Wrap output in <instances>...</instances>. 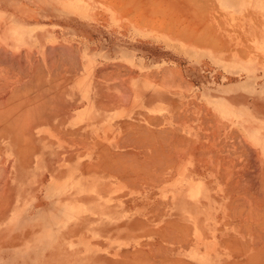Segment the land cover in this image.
<instances>
[{
    "label": "crops",
    "instance_id": "1",
    "mask_svg": "<svg viewBox=\"0 0 264 264\" xmlns=\"http://www.w3.org/2000/svg\"><path fill=\"white\" fill-rule=\"evenodd\" d=\"M227 2L196 0L200 6L193 7L183 0H0L6 108L0 107L7 111L0 114L20 106L25 119L22 125L14 121L19 110L8 113L12 120L6 114L10 121L0 116L8 122L0 127V222L7 240L0 252H8L9 264H43L42 257L29 261L28 220L42 217L50 209L45 200L61 189L55 203L67 206L72 226L80 217L90 223L112 213L120 222L164 224L155 238L180 240L182 264L264 260V0H241L238 7ZM26 119L29 126H23ZM155 147L160 155L151 152ZM138 165L150 172L140 173ZM28 201L29 213L17 216V206ZM51 218L58 225V214ZM160 247H153L154 255L160 252L154 261L171 264L172 248ZM136 252L141 248L133 247Z\"/></svg>",
    "mask_w": 264,
    "mask_h": 264
},
{
    "label": "rangeland",
    "instance_id": "2",
    "mask_svg": "<svg viewBox=\"0 0 264 264\" xmlns=\"http://www.w3.org/2000/svg\"><path fill=\"white\" fill-rule=\"evenodd\" d=\"M183 2H186L189 4V6L193 7H199L200 5L196 3V0H183ZM239 2V3H238ZM228 6L232 7H238L241 3V0H228ZM253 21H259L255 19L254 17H251ZM0 96V99L4 100L5 98ZM0 100V101H2ZM5 102V100L3 101ZM0 105H2V103ZM19 190H17L18 192ZM64 192V189L60 190L50 201L45 200V203L43 205H48L50 208L46 213H43L42 217L39 215H36L35 217H32L33 219L28 220V232H27V239L26 245L28 247L29 251V257H32L33 260H29L32 262H36L34 260L35 258H43V264L48 263V258L46 259L42 252L40 251L39 247H36L33 242H36L35 236H31L33 233H37V228L34 226L39 224L40 222L43 223L44 226V233L46 230L48 232L55 230H59V232L63 231L66 227H69L68 230L64 233V238H70L75 241H78L80 243V246H76V254H78L77 259L74 262H71L70 264H130L131 262H135V259H138L143 256V258H140L136 260V262L141 261L142 259L145 260L146 257H148L144 262H149V257L151 258L152 264H157L154 259L158 258V255H154L153 247L158 246H168L172 248V263L171 264H182L180 262V255H176V251L179 250L180 246V240L178 239H172L169 238L165 240L164 242H159L158 239L155 238V232L158 230H162L164 224H158L153 222H144V223H131V222H120L116 221V217L112 213H108L106 217H103L106 221H92L88 223L87 221L84 222L83 217H80L82 222L75 223V225L72 226V224H68L69 220V214H67V206H56L57 198L60 194ZM5 193V192H4ZM31 194V193H28ZM35 194V193H33ZM17 197V196H15ZM35 197V195H34ZM36 199V198H35ZM4 207H3V213H5L9 207V198L8 196H4ZM37 203V201L35 200ZM26 204V211L24 208V205ZM32 206V201H28L27 203H21V205L17 206L20 207L17 208V216L23 218L26 217V213H29ZM131 209V208H129ZM9 211V209H8ZM8 213V212H7ZM45 214V215H44ZM54 216V220L56 215L58 214L59 222L58 225H56L54 222H52L51 216ZM3 218V216H2ZM126 218V216H125ZM1 219V216H0ZM39 219L38 223L34 222L33 220ZM116 221L112 222L110 221ZM2 220V219H1ZM102 222V223H98ZM110 223V224H108ZM84 224V226H83ZM88 226H86V225ZM95 225H98L96 227ZM172 229L177 228L178 224H172ZM4 223L0 222V244H5L7 240L2 239V233L4 232ZM152 230V231H151ZM72 237V238H71ZM3 242H2V240ZM53 240V239H52ZM58 241V239H56ZM93 240V241H92ZM170 241V242H169ZM175 243V244H174ZM185 243V241H184ZM83 244V245H82ZM84 244H88V249L84 246ZM30 245V246H29ZM82 245V246H81ZM133 247L134 249H137L138 247L141 248V252H147L146 253H140L139 254H133ZM176 249V250H175ZM80 250V251H79ZM33 252H37V255ZM150 252V254H148ZM8 252H0V264H9L7 261V254ZM32 253V255H31ZM83 255H82V254ZM84 253H87L88 257L84 255ZM36 255V256H35ZM133 255V256H132ZM136 255L138 257H136ZM146 257H145V256ZM154 255V257L152 256ZM134 256L136 258H134ZM80 258V259H79ZM148 260V261H147ZM153 260V262H152ZM178 260V261H177ZM175 261V262H174ZM130 262V263H128ZM138 262L136 264H138ZM143 263V262H142ZM139 262V264H142ZM147 263V264H151ZM32 264V263H29ZM134 264V263H133Z\"/></svg>",
    "mask_w": 264,
    "mask_h": 264
},
{
    "label": "bare ground",
    "instance_id": "3",
    "mask_svg": "<svg viewBox=\"0 0 264 264\" xmlns=\"http://www.w3.org/2000/svg\"><path fill=\"white\" fill-rule=\"evenodd\" d=\"M143 1H145V0H143ZM163 3H164V2H163ZM131 4H132V3H131ZM170 6H171V5H170ZM35 9H36V8H35ZM183 14H184V13H183ZM172 19H173V18H172ZM176 25H177V24H176ZM59 50H60V49H59ZM21 52H22V51H21ZM49 52H50V51H49ZM74 52H75V51H74ZM69 53H70V52H69ZM7 54H8V53H7ZM2 55H3V54H2ZM11 55H12V54H11ZM7 56H8V55H7ZM50 56H51V55H50ZM57 56H61V54H60V55H57ZM57 56H56V57H57ZM72 56H73V55H72ZM8 57H9V56H8ZM12 57H13V56H12ZM15 57H16V56H15ZM19 57H20V56H19ZM22 57H23V55H22ZM48 57H49V56H48ZM0 58H1V57H0ZM3 58L6 59L7 57H5V55H4ZM53 58H54V57H53ZM7 59L9 60V58H7ZM10 59H11V57H10ZM16 59H17V57H16ZM58 59H59V58H58ZM61 59H62V58H61ZM67 59H68V58H67ZM17 60H18V59H17ZM30 60H31V59H30ZM38 60H39V59H38ZM48 60H49V59H48ZM51 60H52V59H51ZM54 60H55V59H54ZM1 61H3V59H1L0 62H1ZM5 61H7V60H5ZM12 61H13V60H12ZM24 61H25V59H24ZM49 61H50V60H49ZM62 61H63V60H62ZM68 61H70V60H68ZM68 61H66V62L68 63ZM7 62H8V61H7ZM7 62H5V64H7ZM9 62H10V61H9ZM17 62H18V61H17ZM17 62H15L16 65H19V62H20V61H19L18 63H17ZM58 62L60 63V61H58ZM63 62H65V61H63ZM3 63H4V61H3ZM12 63H13V62H12ZM36 63H37V62H36ZM36 63H35V64H36ZM54 63H55V61H54ZM21 64H22V63H21ZM27 64H28V63H27ZM27 64H26V65H27ZM35 64H34V66H35ZM40 64H41V63H40ZM50 64H51V63H50ZM10 65H11V64H10ZM14 65H15V64H14ZM22 65H24V64H22ZM22 65H21V67H22ZM41 65H42V64H41ZM52 65H53V64H52ZM66 65H67V64H66ZM71 65H73V63H72ZM71 65H70V66H71ZM24 66H25V65H24ZM27 66H28V65H27ZM34 66H33V67H34ZM38 66H39V65H38ZM38 66H35V67L37 68ZM61 66H62V65H61ZM70 66H68V67L70 68ZM10 67H11V66H10ZM39 67H40V66H39ZM42 67H43V66H42ZM48 67L50 68L49 65H48ZM48 67H47V68H48ZM56 67H57V66H56ZM64 67H66V66H64ZM68 67H67V68H68ZM17 68H18V67H17ZM23 68H24V67H23ZM59 68H62V67H59ZM6 69H7V67H6ZM18 69H19V68H18ZM24 69H25V68H24ZM26 69H27V68H26ZM33 69H34V68H33ZM38 69H39V68H38ZM42 69H44V68H42ZM64 69H65V68H64ZM10 70H11V69H10ZM14 70H15V69H14ZM14 70H12V71H14ZM56 70H57V69H56ZM72 70H73V69H72ZM20 71H22V70H20ZM24 71H25V70H24ZM32 71H33V70H32ZM32 71H31V72H32ZM37 71H39V70H37ZM41 71H43V70H41ZM41 71H40V72H41ZM54 71H55V69H53V72H54ZM62 71H63V70H62ZM68 71H69V70H68ZM70 71H71V70H70ZM35 72H36V71H35ZM35 72H34V73H35ZM50 72H51V71H50ZM58 72H60V71H58ZM71 72H72V71H71ZM15 73H16V72H15ZM26 73H27V72H26ZM32 73H33V72H32ZM37 73H38V72H37ZM42 73H43V72H42ZM42 73H40V74H42ZM48 73H49V72H48ZM43 74H44V73H43ZM49 74H50V73H49ZM29 75H30V73H29ZM35 75H36V74H34V76H35ZM54 75H55V74H54ZM59 75H60V74H59ZM6 76H7V75H6ZM8 76H9V75H8ZM30 76H31V75H30ZM43 76L45 77L46 75L44 74ZM32 77H33V76H31V78H32ZM44 77H43V78H44ZM52 77H53V76H52ZM1 78H2V77H1ZM1 78H0V80H1ZM7 78L10 80L9 77H7ZM16 78H17V77H16ZM16 78H15V79H16ZM22 78H23V77H22ZM36 78H37V77H36ZM8 79H7V81H8ZM18 79H19V78H18ZM20 79H21V78H20ZM32 79H33V78H32ZM40 79H41V78H40ZM40 79H38V81H39ZM50 79L52 80V78H50ZM3 80H4V79H3ZM28 80H29V79H28ZM28 80H27V82H28ZM30 80H31V79H30ZM30 80H29V82H30ZM36 80H37V79H36ZM36 80H35V81H36ZM41 80H43V79H41ZM18 81H19V80H17V82H18ZM33 81H34V79H33ZM33 81L31 80V82H33ZM8 82H9V81H8ZM8 82H7V83H8ZM39 82H40V81H39ZM49 82H50V81H49ZM57 82H58V81H57ZM5 83H6V82H5ZM25 83H26V82H25ZM36 83H38V82H36ZM52 83H53V82H52ZM59 83H61L60 80H59ZM33 84H34V83H33ZM54 84H55V83H54ZM61 84H62V83H61ZM123 84H124V83H123ZM22 85H23V84H22ZM25 85H26V84H25ZM28 85H29V84H28ZM35 85H36V84H35ZM32 86H34V85H32ZM32 86H29L27 89H29V88L32 87ZM36 86H37V85H36ZM51 86H52V85H51ZM2 87H3V86H2ZM7 87H8V86H7ZM60 87H61V86H60ZM60 87H59V88H60ZM0 88H1V87H0ZM17 88H19V87H17ZM23 88H25V87H23ZM43 88H44V87H43ZM43 88H42V90H43ZM124 88H125V87H124ZM1 89H2V88H1ZM6 89H7V88H6ZM32 89H33V88H32ZM34 89H36V88L34 87ZM34 89H33V90H34ZM48 89H49V88H48ZM126 89H127V88H125V90H126ZM21 90H22V89H21ZM30 90H31V89H30ZM30 90H29V91H30ZM46 90H47V89H46ZM49 90H51V89H49ZM127 90H128V89H127ZM0 91H1V90H0ZM3 91H5V90L2 89V91H1L0 93H2ZM12 91H13V90H12ZM14 91H15V90H14ZM22 91H23V92H22ZM22 91H21L20 93H18L19 91H17L18 95H21V96H22V93H24V90H22ZM128 91H129V90H128ZM31 92H32V91H31ZM31 92H30V93H31ZM48 92L51 93L52 91H48ZM48 92L46 91V93H48ZM28 93H29V92H28ZM28 93H27V94H28ZM30 93H29V94H30ZM38 93L41 94L40 91H39ZM43 93H45V92H43ZM3 94H5V93H3ZM11 94H12V93H11ZM15 94H16V92H15ZM34 94H35V93H34ZM53 94H54V93H53ZM38 95H39V94H38ZM51 95H52V94H51ZM0 96H1V95H0ZM16 96H17V95H16ZM21 96H20V97L17 96V97L21 98ZM35 96H37V95H35ZM48 96H49V95H48ZM57 96H58V95H57ZM26 97H27V96H26ZM37 97H38L39 99H36V100H37V101H38V100L41 101V99H40L41 96H40V97L37 96ZM10 98H11V97H10ZM12 98H14V97H12ZM33 98H34V97H33ZM45 98H48V97L45 96ZM5 99H6V98H5ZM26 99H27V98H26ZM52 99H53V98H52ZM0 100H2V99H0ZM10 100H11V99H10ZM14 100H15V99H14ZM27 100H28V99H27ZM27 100H26V101H27ZM31 100H32V99L30 98L29 101H31ZM36 100L33 99V102L36 101ZM43 100L45 101V99H43ZM3 101H4V100H2L1 102H3ZM8 101H9V99H8ZM11 101H12V100H11ZM15 101H16V100H15ZM22 101H24V100L22 99ZM22 101H21V99H20L18 104H20V102H22ZM37 101H36V102H37ZM48 101H49V100H48ZM50 101H51V98H50ZM1 102H0V104H1ZM17 102H18V101H17ZM17 102H15V103H17ZM36 102H34V103H36ZM42 102H43V101H42ZM3 103H4V102H3ZM3 103H2V105H3ZM6 103H7V102H6ZM29 103H30V102H28V104H29ZM37 103H38V102H37ZM39 103H41V102H39ZM39 103H38V104H39ZM46 103H47V102H45V104H46ZM53 103H54V102H53ZM53 103L50 102V104H53ZM23 104H24V105H23ZM23 104H22L23 106H26V105H25L26 103H23ZM28 104H27V105H28ZM45 104H44V105H45ZM47 104H48V103H47ZM47 104H46V107H44V110H46L47 107H48V110H49V106H48L49 104H48V105H47ZM16 105H17V104H16ZM16 105L13 103V109H14V106H16ZM20 105H21V104H20ZM3 106H4V105H3ZM7 106H8V105H7ZM11 106H12V102H11ZM11 106H10V107H11ZM18 106H19V105H18ZM29 106H32V105H29ZM33 106H36V104H35V105L33 104ZM1 107H2V106H1ZM1 107H0V112H2V113L7 112V111H4V112H3V110L1 111ZM4 107L6 108V105H5ZM8 107H9V106H8ZM10 107H9V109H10ZM26 107H27V106H26ZM39 107H40V106H39ZM16 108H17V106H16ZM16 108H15L14 110H11V109H10V111H12V112L14 113V112L16 111ZM20 108H21V107L19 106L18 109H17V111L19 110V112H21V113H19V112H18V113H14V116H15V114H17L18 117L20 116V115H18V114H21V115H22V111H20V110H22V109H20ZM31 108H33V107H31ZM31 108L28 107L27 110L30 109V110L33 111V109H31ZM37 108H38V107H37ZM37 108L35 107L34 110H37ZM45 108H46V109H45ZM60 108H61V107H60ZM2 109H3V108H2ZM9 109H7V110H9ZM23 109L26 110L24 107H23ZM42 109H43V107H42ZM51 109H52V108H51ZM4 110H5V109H4ZM44 110H43V111H44ZM10 111L8 112L9 114H10ZM17 111H16V112H17ZM32 111H30V112L32 113ZM50 111H53V110H50ZM54 111H55V110H54ZM34 112H36V111H34ZM34 112H33L32 114H34ZM46 112H49V111L46 110ZM8 113L2 114V115L0 114V116H2V117H6V118H7V115H6V114H8ZM25 113H26V112H25ZM28 113H29V111H28ZM31 113H30V114H31ZM9 114H8V115H9ZM30 114H29V116H30ZM35 114H37V113H35ZM48 114H49V113H48ZM10 115L13 116L12 113H11ZM10 115H9V117L11 118ZM25 116L28 117L27 113H26ZM31 116H33V118H34V115H31ZM2 117H0V118H1V121H0V127H1L2 123H4V124H7V123H8V122L5 123L4 121L6 120V118H2ZM18 117H15V119H14V117H13V119H14V121H17V122L21 123V125H22L23 120H25V119H23V118H24V115H23V117L20 116V117H22V119L19 117V119H20L19 121L17 120ZM36 117H38V116L35 115V118H36ZM39 117H40V116H39ZM41 117H42V116H41ZM28 118H32V117H28ZM33 118H32L31 120H33ZM40 119L43 120L42 118H40ZM3 120H4V121H3ZM7 120L10 121V119H8V118H7ZM7 120H6V121H7ZM11 120H12V118H11ZM34 120H35V119H34ZM2 121H3V122H2ZM21 121H22V122H21ZM26 121H27V119H26ZM28 121H29V120H28ZM28 121H27L26 123H23V126H24V124H25V125H26V124L28 125ZM1 122H2V123H1ZM10 123H12V124H11V126H12L11 129H13V125H14V123H13V122H10ZM4 124H3V125H4ZM3 125H2V126H3ZM18 125L20 126V124H18ZM5 126H6V125H4V127H5ZM16 126H17V124H16ZM28 126H29V125H28ZM134 126H135V125H134ZM26 127H27V126H26ZM8 128H9V130H11L10 127H9V125H8ZM17 128H18V127H17ZM24 128H25V127H24ZM21 129H23V127H21ZM142 129H143V128H142ZM9 130H8V131H9ZM15 130H17V129H15ZM15 130H14V131H15ZM18 130H20V129H18ZM138 130H139V129H138ZM0 131H1V130H0ZM14 131H12L11 133L14 134V133L16 132V131H15V132H14ZM142 131H143V130H142ZM146 131H147V130H145V132H146ZM149 131H150V129H149ZM17 132H18V131H17ZM145 132H144V133H145ZM147 132H148V131H147ZM2 133H3V132H2ZM18 133H19V132H18ZM127 133H128V132H127ZM15 134H16V133H15ZM58 134H59V133H58ZM17 135H18V134H17ZM62 135H63V134H62ZM107 135H108V134H107ZM143 135H147V134H143ZM149 135H150V137H151V134H149ZM4 136H5V135H4ZM165 136H167V135H165ZM17 137H20V136H17ZM23 137H24V136H23ZM63 137H64V136H63ZM107 137H108V136H107ZM126 137H127V136H126ZM142 137H144V136H141V138H142ZM146 137H147V136H146ZM158 137H159V135H158ZM158 137H157V138H158ZM21 138H22V137H21ZM124 138H125V135H124ZM163 138H164V137H163ZM163 138H162V139H163ZM165 138H166V137H165ZM144 139H145V138H144ZM147 139H148V138H147ZM149 139H151V138H149ZM126 140H127V139H126ZM134 140H135V139H134ZM151 140H152V139H151ZM151 140H150V142H151ZM168 140H169V138H168ZM168 140H167V141H168ZM170 140H171V139H170ZM170 140H169V141H170ZM121 141H122V143H123V139H122V138H121ZM146 141H149V140H145V142H146ZM160 141H161V140H160ZM167 141H164V142H167ZM186 141H187V140H186ZM18 142H20V141H17V143H18ZM24 142H25V141H24ZM67 142H69V141H67ZM78 142H80V141H78ZM83 142H84V141H83ZM95 142H96V141H95ZM119 142H120V141H119ZM131 142H132V141H130V143H131ZM133 142H134V141H133ZM137 142H138V141H137ZM137 142H135L134 144H137ZM140 142L142 143V141H139V143H140ZM158 142H159V141H158ZM21 143H22V142H21ZM81 143H82V142H81ZM87 143H88V142H87ZM98 143H99V142H98ZM130 143H129V144H130ZM139 143H138V144H139ZM148 143H149V142H148ZM151 143L154 144L153 142H151ZM151 143H150V145H149L150 148H151V145H152ZM160 143H161V142H160ZM162 143H163V142H162ZM169 143H170V142H169ZM186 143H187V142H186ZM76 144H77V143H76ZM124 144H125V143H124ZM126 144H127V143H126ZM126 144H125V145H126ZM131 144H132V143H131ZM134 144H133V145H134ZM142 144H144V142H143ZM145 144H146V143H145ZM170 144H171V143H170ZM180 144H181V143H180ZM20 145H22V144H20ZM30 145H31V144H30ZM96 145H100V143H99V144L96 143ZM119 145H120V143H119ZM127 145H128V144H127ZM127 145H126V146H127ZM165 145H166V144H165ZM168 145H169V144H168ZM174 145H175V144H174ZM174 145H173V146H174ZM202 145L204 146V144H202ZM24 146H25V145H24ZM24 146H23V147H24ZM104 146H105V145H104ZM104 146H103V147H104ZM121 146H123V144L120 145V147H121ZM126 146H125V147H126ZM138 146H139V145H138ZM153 146H154V145H153ZM170 146H171V145H170ZM170 146H169V147H170ZM85 147H86V146H85ZM118 147H119V146H118ZM123 147H124V146H123ZM139 147H140V146H139ZM143 147H145V146H143ZM147 147H148V146H147ZM163 147H165V146H163ZM190 147L192 148V146H190ZM18 148H20V147H18ZM26 148H27V147H26ZM105 148H106V147H105ZM141 148H142V147H141ZM145 148H146V147H145ZM148 148H149V147H148ZM156 148H157V147H155V149L152 148V149H154V151H151V152H154L153 154H157V153H159V152H158L159 150L157 151ZM160 148H162V147H160ZM188 148H189V147H188ZM191 148H190V149H191ZM152 149H151V150H152ZM167 149H168V148H167ZM18 150H19V149H18ZM105 150H106V149H105ZM105 150H103V152H104ZM155 150L157 151V153H155V152H156ZM162 150H163V149H162ZM175 150H176V148H175ZM204 150H205V149H204ZM208 150H210V149H207V151H208ZM5 151H6V150H5ZM16 151H17V149H16ZM23 151H24V150H23ZM101 151H102V150H101ZM130 151H131V150H130ZM172 151H173V149H172ZM172 151H171V152H172ZM177 151H178V149H177ZM188 151H189V150H188ZM192 151H193V150H192ZM142 152H144V151H142ZM142 152H141V153H142ZM151 152H150V153H151ZM160 152H161V151H160ZM162 152H163V151H162ZM162 152H161V154H162ZM168 152H169V151H168ZM175 152H176V151H175ZM175 152H174L173 154H174L175 156H177V155L175 154ZM90 153H91V152H90ZM104 153H105V152H104ZM108 153H109V152H108ZM121 153H122V152H121ZM130 153H131V152H130ZM135 153H136V152H135ZM145 153H146V151H145ZM1 154H2V153H1ZM117 154H118V153H116L115 155H117ZM119 154H120V153H119ZM119 154H118V155H119ZM132 154H133V153H132ZM132 154H131V155H132ZM151 154H152V153H151ZM163 154H164V153H163ZM170 154H171V153H170ZM173 154H172V155H173ZM180 154H181V153H180ZM213 154H214V153H212V156H213ZM104 155H105V154H104ZM126 155H127V154H126ZM146 155H147V154H146ZM146 155H144V156H146ZM159 155H160V153H159ZM165 155H166V153H165ZM183 155H184V154H183ZM200 155H201V154H200ZM208 155H209V153H208ZM214 155H215V154H214ZM127 156H128V155H127ZM127 156H125V157H127ZM149 156H150V155H149ZM163 156H164V155H163ZM167 156H168V155H167ZM167 156H166V157H167ZM169 156H171V155H169ZM175 156H174V159L176 158ZM196 156H197V155H196ZM196 156H195V157H196ZM203 156H204V155H203ZM0 157L2 158V156H0ZM102 157H103V156H102ZM109 157H110V155H109ZM109 157L106 156V158H109ZM116 157H117V156H116ZM133 157H134V156H133ZM152 157H157V158H158L159 156H154V155H153ZM177 157H178V156H177ZM103 158L105 159V156H104ZM110 158H111V157H110ZM117 158H118V157H117ZM135 158H136V155H135ZM150 158H151V156H150ZM160 158H161V156H160ZM160 158H159V159H160ZM162 158H163V157H162ZM167 158H168V157H167ZM171 158L173 159V157H171ZM201 158H202V156H201ZM204 158H205V157H204ZM207 158H208V157H207ZM218 158H219V156H218ZM125 159H126V158H124V162H126ZM147 159H149V158H147ZM169 159H170V157H169ZM174 159H173V160H174ZM177 159H178V158H177ZM121 160H122V159H121ZM131 160H132V159H131ZM135 160H136V159H135ZM135 160H134V161H135ZM151 160H153V159H151ZM161 160H162V159H161ZM166 160H167V159H166ZM173 160H170V162L173 161ZM209 160H210V159H209ZM211 160H212V159H211ZM119 161H120V160H119ZM122 161H123V160H122ZM137 161H138V160H137ZM139 161H141V160L139 159ZM139 161H138V162H139ZM142 161H143V159H142ZM155 161H156V160H155ZM159 161H160V160H159ZM163 161H164V159H163ZM163 161H162V162H163ZM168 161H169V160H168ZM168 161H167V162H168ZM203 161H204V160H203ZM98 162H99V161H98ZM112 162H113V159H112ZM124 162H123V163H124ZM129 162H130V161H129ZM148 162H149V161H148ZM148 162H147V163H148ZM174 162H175V164H176V161H174ZM217 162H218V161H217ZM0 163H1V161H0ZM118 163H119V162H118ZM127 163H128V162H126V164H127ZM130 163H131V162H130ZM139 163H141V162H139ZM147 163H145V164H147ZM151 163L153 164L154 161H153V162L151 161ZM151 163H150V164H151ZM155 163H156V162H155ZM159 163H160V162H159ZM165 163H166V162H165ZM165 163H163V165H164ZM207 163H208V162H207ZM214 163H215V162H214ZM142 164H144V163L142 162ZM152 164H151V165H152ZM161 164H162V163H161ZM209 164H210V162H209ZM254 164L256 165V163H254ZM108 165H109V164H108ZM120 165H122L121 162H120ZM140 165H141V164H140ZM153 165H155V164H153ZM156 165H157V164H156ZM229 165H230V164H229ZM255 165H254V166H255ZM104 166H105V165H104ZM104 166H103V167H104ZM125 166H127V165H125ZM125 166H124V167H125ZM129 166H130V165H129ZM144 166H145V165H144ZM144 166H142V167H139V165L137 166L138 169L141 168V171H140V169H139V172H140V173L143 172V171H142V168H144ZM157 166H159V165H157ZM233 166H234V165H233ZM247 166H248V165H247ZM249 166H250V165H249ZM249 166H248V167H249ZM256 166H257V165H256ZM111 167H112V166H111ZM131 167H132V166H131ZM131 167L129 168L130 170H131ZM149 167H150V166H149ZM152 167H153V166H152ZM222 167H223V166H222ZM229 167H230V166H229ZM250 167H251V166H250ZM108 168H109V167H108ZM120 168H121V167H120ZM125 168H126V167H125ZM161 168H162V167H161ZM215 168H216V167H215ZM232 168H234V167H232ZM245 168H246V167H245ZM254 168H255V167H254ZM106 169H107V168H106ZM127 169H128V167H127ZM135 169H137V168H135ZM138 169H137V171H138ZM144 169H145V168H144ZM144 169H143V170H144ZM159 169H160V168H159ZM4 170H5V169H4ZM96 170H97V169H96ZM121 170H122V169H121ZM123 170H125V169H123ZM132 170H134V169H132ZM145 170L148 171L147 168H146ZM145 170H144V171H145ZM149 170H150V169H149ZM161 170H162V169H161ZM257 170H258V169H257ZM147 171H146V172H147ZM158 171H160V170H158ZM241 171H242V170H241ZM0 172H1V169H0ZM6 172H7V171H6ZM131 172H132V171H131ZM131 172H130V173H131ZM139 172H136V174H139ZM148 172H150V171H148ZM148 172H147V173H148ZM252 172H253V170H252ZM255 172H256V171H255ZM257 172H258V171H257ZM143 173H144V172H143ZM147 173H146V174H147ZM146 174H143V175H146ZM149 174H151V173H149ZM149 174H148V176H149ZM160 174H161V173H160ZM2 175H3V174H2ZM151 175H152V174H151ZM226 175H227V174H226ZM226 175H225V176H226ZM256 175H257V174H256ZM238 176H239V175H238ZM0 177H1V175H0ZM134 177H135V176H134ZM154 177H156V174H155ZM236 177H237V174H236ZM256 177H257V176H256ZM138 178H139V175H138ZM138 178H137V179H138ZM152 178H153V175H152ZM152 178H151V180H152ZM156 178H157V177H156ZM237 178H238V177H237ZM237 178H236V179H237ZM131 179H132V178H131ZM158 179H159V178H158ZM263 179H264V178H263ZM132 180H133V179H132ZM132 180H131V181H132ZM258 180H259V179H258ZM153 181H154V180H153ZM155 181H156V180H155ZM155 181H154V182H155ZM158 181H159V180H158ZM242 181H243V180H242ZM150 182H151V181H150ZM243 182H244V181H243ZM130 183H131V182H130ZM235 183H236V182H235ZM148 185H149V184H148ZM237 185H238V184H237ZM242 185H243V184H242ZM242 185H241V186H242ZM258 185H259V183H258ZM258 185H257V186H258ZM121 186H122V185H121ZM97 187H98V186H97ZM237 187H238V186H237ZM0 188H1V187H0ZM2 188H3V187H2ZM257 188H258V187H257ZM238 189H239V188H238ZM260 190H261V189H260ZM262 190H263V189H262ZM262 190H261V191H262ZM97 191H98V190H97ZM113 191H114V190H113ZM228 191H229V190H228ZM243 191H244V190H243ZM246 191H247V190H246ZM256 191H257V190H256ZM0 195H2V194H0ZM261 198H262V196H261ZM238 200H239V199H238ZM256 201H259V200H257V198H256ZM233 202H234V201H233ZM236 203H237V202H236ZM244 203H245V202H244ZM248 203H249V202H248ZM248 203H247V204H248ZM257 203H258V202H257ZM245 204H246V203H245ZM252 204H253V203H252ZM72 205L74 206L75 204L72 203ZM262 205H263V204H262ZM76 206H77V205H76ZM249 206H250V203H249ZM253 206H254V205H253ZM246 207H247V205H246ZM246 207H245V209H249V208H246ZM250 207H251V206H250ZM256 207H257V205H256ZM19 208H20V207H18V209H19ZM253 208H254V207H253ZM250 209H251V208H250ZM251 210H252V209H251ZM238 211H240V209H239ZM248 211H249V210H248ZM258 211H259V210H258ZM259 213H260V212H259ZM259 213H258V214H259ZM75 214H77V213H75ZM101 214H103V213L101 212ZM233 214H234V213H233ZM252 214H253V213H252ZM252 214H250V215H252ZM254 214H255V211H254ZM254 214H253V215H254ZM260 214H261V213H260ZM255 215H256V214H255ZM261 215H264L263 212H262ZM77 216L79 217L78 214H77ZM232 216H233V215H232ZM259 217H260V216H259ZM261 217L264 218L263 216H261ZM261 217H260V218H261ZM255 218H256V217H255ZM248 219H249V218H248ZM262 220H263V219H262ZM254 221H255V220H254ZM256 221H257V220H256ZM256 221H255V222H256ZM260 221H261V220H260ZM262 223H263V222H262ZM170 225H171V224H170ZM34 227L37 228V233L35 232V233H33V234L31 235V236H35L34 238H35L36 242H33V243L36 244V245H35L36 247H39V248H40V251L42 252L43 255H46V254H47V256H45L46 259L48 258V259H47V260H48V263H47V264H70L71 262H74V261L77 259L78 254H76V251H75V250H76V248H77L76 246H77L78 244H79L78 246H80V243H79L78 241L73 240V239H70V238H66V239H65V238L63 237L65 231L68 230V228H69L70 226H69V227H66L63 231H61V232L59 233L60 237H59V235H58V237H59V238H58V241L56 240V236H57V234H56L55 232H53V231L48 232V231L46 230V232L44 233V226H43V223H42V222H40L39 224L35 225ZM169 227H170V226H169ZM243 227H245V226H243ZM243 227H242V228H243ZM261 227H262V226H261ZM162 228H165V227H162ZM166 228H167V227H166ZM167 230H169V229H167ZM151 231H152V230H151ZM158 231H159V230H158ZM172 232H173V231H172ZM156 233H157V231H156ZM166 233H167V232H166ZM174 234H175V233H174ZM175 235H176V234H175ZM23 236H24V235H23ZM6 237H7V236H6ZM27 237H29V236H27ZM27 237H26V238H27ZM71 238H72V237H71ZM259 238H260V237H259ZM2 239H3V238H2ZM52 239H53V240H52ZM175 239H177V238H175ZM170 240H171V239H170ZM255 240H256V239H255ZM257 240H258V238H257ZM92 241H93V240H92ZM184 241H185V240H184ZM2 242H3V240H2ZM19 242H20V241H19ZM169 242H170V241H169ZM208 242H209V241H208ZM215 242H216V241H215ZM261 242H262V241H261ZM245 243H246V242H245ZM258 243H259V242H258ZM2 244H3V243H2ZM174 244H175V243H174ZM229 244H230V243H229ZM3 245H4V244H3ZM82 245H83V244H82ZM82 245H81V246H82ZM180 245H181V244H180ZM29 246H30V245H29ZM85 246H86V245H85ZM216 246H217V245H216ZM161 247H162V246H161ZM161 247H160V248H161ZM262 248H263V247H262ZM162 249H163V248H162ZM181 249H182V248H181ZM229 249H230V248H229ZM240 249H241V247H240ZM242 249H243V248H242ZM242 249H241V250H242ZM257 249H258V248H257ZM154 250H155V253H156V249H154ZM154 250H153V251H154ZM231 250H232V249H231ZM233 250H234V249H233ZM235 250H236V249H235ZM260 250H261V249H260ZM79 251H80V250H79ZM244 251H245V250H244ZM263 251H264V250L262 249V252H263ZM214 252H215V251H214ZM136 253H139V252H136ZM140 253H141V252H140ZM157 253H158V257H160V254H159L160 252L158 251ZM81 254H82V253H81ZM258 254H263V253H258ZM258 254H256L257 257H258ZM82 255H83V254H82ZM139 255L141 256V254H139ZM252 255L254 256L255 254H252ZM132 256H133V255H132ZM144 256H145V255H144ZM146 256H147V254H146ZM146 256H145V257H146ZM152 256L154 257V255H152ZM155 256H156V255H155ZM250 256H251V255H250ZM253 256H252V259L250 258L251 260H253V258H254V259L256 258V256H255V257H253ZM136 257H138V256L136 255ZM136 257L134 256V258H136ZM156 257H157V256H156ZM260 257H261V256H260ZM140 258H143V256L140 257ZM140 258H138V259H140ZM147 258H148V257H146L145 260H146ZM247 258H248V257H247ZM79 259H80V258H79ZM138 259H135V260H134L135 262H131V263L128 262V263H130V264H133V263L136 264V263L138 262V261L136 262V260H138ZM143 259H144V258H143ZM143 259H142L141 261H139V262H140V263L143 262L142 264L151 263V262H150V261H151V258H150V257H149V259H150L149 262H146V263L144 262L145 260H143ZM159 259H160V258H159ZM163 259H165V258H163ZM250 259H249V260H250ZM262 259H263V258H262ZM262 259L260 260V259L258 258V260H257L258 263H257V264H261V262H259V260L262 261V263L264 264V260H262ZM166 260H167V259H166ZM166 260H165V261H166ZM147 261H148V260H147ZM161 261H162V260H161ZM177 261H178V260H177ZM139 262H138V264H139ZM152 262H153V260H152ZM163 262H164V261H163ZM168 262H169V261H168ZM168 262H167V263H168ZM172 262H173V261H172ZM174 262H175V261H174ZM251 262H252V261H251ZM251 262H249V263L251 264ZM255 262H256V260H255ZM255 262H253V263L256 264ZM160 263H161V262H160ZM232 263H233V262H232ZM72 264H73V263H72ZM125 264H126V263H125ZM151 264H152V263H151ZM158 264H159V263H158ZM162 264H163V263H162ZM165 264H166V262H165ZM169 264H170V263H169ZM235 264H236V263H235ZM238 264H239V263H238ZM243 264H244V263H243ZM245 264H246V263H245Z\"/></svg>",
    "mask_w": 264,
    "mask_h": 264
}]
</instances>
